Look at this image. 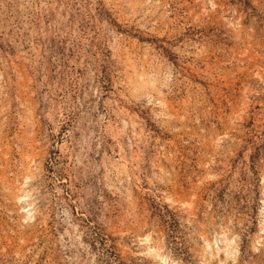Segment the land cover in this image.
<instances>
[{
    "label": "rangeland",
    "instance_id": "rangeland-1",
    "mask_svg": "<svg viewBox=\"0 0 264 264\" xmlns=\"http://www.w3.org/2000/svg\"><path fill=\"white\" fill-rule=\"evenodd\" d=\"M0 264H264V0H0Z\"/></svg>",
    "mask_w": 264,
    "mask_h": 264
},
{
    "label": "bare ground",
    "instance_id": "bare-ground-1",
    "mask_svg": "<svg viewBox=\"0 0 264 264\" xmlns=\"http://www.w3.org/2000/svg\"><path fill=\"white\" fill-rule=\"evenodd\" d=\"M206 244L209 245V242H207Z\"/></svg>",
    "mask_w": 264,
    "mask_h": 264
}]
</instances>
